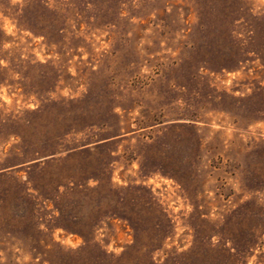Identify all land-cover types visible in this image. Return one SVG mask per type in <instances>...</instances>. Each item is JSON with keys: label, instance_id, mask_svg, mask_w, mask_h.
<instances>
[{"label": "rangeland", "instance_id": "obj_1", "mask_svg": "<svg viewBox=\"0 0 264 264\" xmlns=\"http://www.w3.org/2000/svg\"><path fill=\"white\" fill-rule=\"evenodd\" d=\"M0 264H264V0H0Z\"/></svg>", "mask_w": 264, "mask_h": 264}]
</instances>
